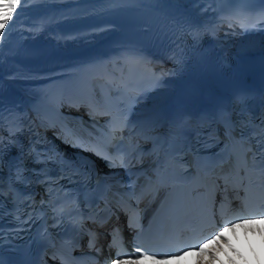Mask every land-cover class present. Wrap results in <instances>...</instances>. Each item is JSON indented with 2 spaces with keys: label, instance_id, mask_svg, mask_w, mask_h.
<instances>
[{
  "label": "bare ground",
  "instance_id": "obj_1",
  "mask_svg": "<svg viewBox=\"0 0 264 264\" xmlns=\"http://www.w3.org/2000/svg\"><path fill=\"white\" fill-rule=\"evenodd\" d=\"M31 4V0L26 6L22 4L0 39V57H6L3 60L13 69V72H9L10 69L5 72L0 67V145L4 143L10 127L25 116L29 97L59 85L69 86L75 71L95 57L116 62L123 47L137 44L136 40L130 39L131 36H149L158 32L149 20L159 14V9L166 11L176 6L195 14L205 24L209 37L221 52L254 53L264 49V35H242L225 27L216 0H41L38 5ZM98 17L114 18L124 24L94 36L89 31L69 35L78 28L85 29L91 20ZM18 29L43 37L53 35L59 43L50 40L40 47L28 41L22 46L20 40L24 37L17 36L9 45L7 42L13 39L10 33ZM123 38L126 42L122 41ZM39 42L44 43L43 38ZM163 69L166 71L163 84L139 105V113L155 111L181 91L183 82L174 65L167 60Z\"/></svg>",
  "mask_w": 264,
  "mask_h": 264
},
{
  "label": "snow or ice",
  "instance_id": "obj_2",
  "mask_svg": "<svg viewBox=\"0 0 264 264\" xmlns=\"http://www.w3.org/2000/svg\"><path fill=\"white\" fill-rule=\"evenodd\" d=\"M30 0H0V39L4 37L5 29L8 28L9 24L15 18L18 9L23 5H27ZM260 19L264 21V13L261 14ZM242 28L246 29V25L241 24ZM127 121L125 119L124 126H126ZM249 127L253 128V132L250 134L249 139H255L257 151L252 153V160L255 164L258 160L259 167L261 170V179L264 181V116L260 118L258 124H249ZM117 129L114 128L113 132ZM248 143V140L244 141ZM105 148L107 145L104 146ZM252 152L251 147L247 148L244 152V163L245 166L248 164V153ZM100 154L99 152L97 153ZM108 159L107 156L104 157ZM120 163H124V159L121 158ZM264 191V188H262ZM3 191L0 190V195H3ZM247 207V205H245ZM259 208H264V195L261 197ZM28 218H32V214H28ZM17 221L20 223H27V221L21 220L20 216L17 215ZM235 219L236 222L233 223L232 220ZM259 220H264V211H261L258 216ZM256 220L244 219L242 214H238L227 220H222L223 227L217 229L214 233H210V239L205 238L197 240L195 243L188 246V251H185L180 256H172L170 254H152L150 255L147 251L142 250V248L137 247L133 253H123L118 252V255H122L124 258L114 260L112 264H142L143 261H151L152 264H168L169 260H179L183 256L194 255L197 258V264H218L220 262L221 255H227L228 250L236 255L240 253L232 246L225 236V232H233L237 228H245L247 232L249 229L246 227L249 224L256 223ZM213 227L215 225L213 224ZM5 238L4 230L0 229V241ZM117 243L116 237L113 238V244ZM91 246V245H90ZM229 264H235L232 260V256L227 255ZM0 264H4L2 258H0ZM63 264V262H62ZM222 264V262H221Z\"/></svg>",
  "mask_w": 264,
  "mask_h": 264
},
{
  "label": "rangeland",
  "instance_id": "obj_3",
  "mask_svg": "<svg viewBox=\"0 0 264 264\" xmlns=\"http://www.w3.org/2000/svg\"><path fill=\"white\" fill-rule=\"evenodd\" d=\"M32 1V4L31 5H33V6H35V5H38V4H40L41 3V0H31ZM192 14V13H191ZM193 16H195L196 18H198L195 14H193ZM38 33H34V32H30V31H27V30H25V29H18V30H15L14 32L12 31L11 33H10V36L13 38L10 42H7V43H9V45L15 40L14 39V37H16V38H18V37H20L21 36V38H23L24 37V39L23 40H20L21 42V45L22 46H24V43H27L28 41L31 43V41L32 42H34V43H37V45H39L40 47H43V46H45L46 44H48V42L51 40L52 42H58L59 43V41L57 40V38L56 37H54L53 35L52 36H49V37H41V38H39V36H40V34H38ZM30 36V37H26V36ZM59 35V34H58ZM18 36V37H17ZM59 36H61L62 38H64L63 37V35H59ZM32 37V38H31ZM37 37V38H36ZM43 38V41H44V43H41V42H39V40L40 39H42ZM28 42V43H29ZM1 43H3V41L1 42ZM42 45V46H41ZM10 47L8 46L7 47V51H8V55H9V57H8V59H10V57H11V55H10V51L8 50ZM6 59V57H4V58H2V57H0V67L2 68V71L4 70L5 72H8V70H9V72H13V69L11 68V65H8L7 63H6V61H4V60ZM10 64V63H9ZM34 82H37V81H34Z\"/></svg>",
  "mask_w": 264,
  "mask_h": 264
}]
</instances>
